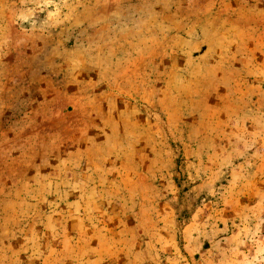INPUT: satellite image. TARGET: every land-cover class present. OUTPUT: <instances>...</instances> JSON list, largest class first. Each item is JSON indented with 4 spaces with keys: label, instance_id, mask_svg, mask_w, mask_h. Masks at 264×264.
<instances>
[{
    "label": "rangeland",
    "instance_id": "rangeland-1",
    "mask_svg": "<svg viewBox=\"0 0 264 264\" xmlns=\"http://www.w3.org/2000/svg\"><path fill=\"white\" fill-rule=\"evenodd\" d=\"M0 264H264V0H0Z\"/></svg>",
    "mask_w": 264,
    "mask_h": 264
}]
</instances>
